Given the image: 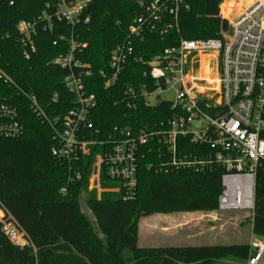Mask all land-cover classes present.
<instances>
[{
    "label": "trees",
    "instance_id": "16d2710c",
    "mask_svg": "<svg viewBox=\"0 0 264 264\" xmlns=\"http://www.w3.org/2000/svg\"><path fill=\"white\" fill-rule=\"evenodd\" d=\"M221 2L191 0L189 10L179 16L180 32L172 30L160 35L146 30L143 38L134 42L135 53L142 60L132 61L115 84L105 88L106 80L100 71L109 74L110 54L125 39L130 23L140 11L132 0H92L86 10L89 22L75 28L63 22H53L52 28L38 24L36 51L29 59L24 56L17 24L20 20L38 19L45 0H15L13 5L0 0V68L15 83L0 80V97L17 104L25 129L18 138L0 140V202L31 241L30 245L17 246L0 227V264H214L229 256L244 261L248 258V242L138 246L139 221L144 216L218 210L221 166L201 173L162 172L155 168L159 162L157 150L144 152L139 159L136 196L126 200L122 191H103L98 195L96 189H89L95 156L100 152L93 145L75 166L80 178L62 195L60 189L69 174L68 166L52 156V129L42 123L21 93L33 94L42 106L57 93L58 102L47 108L51 116L63 115L74 105V95L63 83L69 71L53 62L58 55L69 52V38L74 34L86 44L75 57L92 70L86 84L88 92L97 98L92 119L99 138H107L115 127L128 126L136 131L160 127L174 113L170 103L146 106L140 98L129 109L122 104L124 90L128 85L139 90L143 83L153 90L155 84L144 75L149 70L147 62L164 48L176 45L180 37L219 38L221 26L227 27V20L219 15ZM260 136L264 138V130ZM186 150L198 153L202 148L188 144ZM119 185L102 170V188ZM251 229L255 235L264 236V162L257 167Z\"/></svg>",
    "mask_w": 264,
    "mask_h": 264
},
{
    "label": "built area",
    "instance_id": "2783aa9c",
    "mask_svg": "<svg viewBox=\"0 0 264 264\" xmlns=\"http://www.w3.org/2000/svg\"><path fill=\"white\" fill-rule=\"evenodd\" d=\"M4 1L9 5L15 2ZM190 1L132 0L140 11L130 23L125 39L110 54L109 74L100 71V76L106 80L105 88L115 84L132 61L142 60L135 53L134 42L143 38L146 30L160 35L172 30L180 32L179 16L189 10ZM91 2L45 0L38 19L20 20L17 31L25 58L29 59L36 51L34 37L38 24L43 23L44 28H52L53 22H63L72 28L86 24L90 20L86 10ZM228 15L233 16L227 20L226 28L221 26L219 38L180 37L176 45L164 48L147 62L149 70L144 75L155 84L153 90H149L148 83H143L139 90L132 85L124 90L122 104L129 109L135 107L140 98L146 106H155L158 103L151 104L149 96L157 91H172L174 99L166 101L174 111L172 117L155 128L136 131L128 126L115 127L105 139H100L99 130L93 129L92 114L97 98L88 92L86 84L92 70L89 64L75 57L86 44L71 35L69 52L58 55L53 62L69 71L63 83L74 95V105L63 115L51 116L47 108L58 102L57 93L42 106L36 96L21 92L42 123L52 129V156L68 166L69 174L60 189L62 195H66L71 184L81 176L76 164L90 152L91 146L97 145L100 152L95 156L89 189H96L98 195L103 191H122L124 199H134L139 159L144 152L156 149L159 162L155 168L162 172L193 170L201 173L215 165L221 166L218 210H243L253 214L257 167L264 162V138L260 136L264 130V0H254L240 10L232 8ZM196 52L217 54L215 87L210 88L205 78L189 80L188 62ZM0 80L15 85L2 68ZM24 131L17 104L0 97V140L18 138ZM188 144L202 150L189 152ZM102 170L120 185L102 188ZM0 227L13 244L30 245L25 231L1 202ZM245 264H264V236L253 233Z\"/></svg>",
    "mask_w": 264,
    "mask_h": 264
},
{
    "label": "rangeland",
    "instance_id": "374dc122",
    "mask_svg": "<svg viewBox=\"0 0 264 264\" xmlns=\"http://www.w3.org/2000/svg\"><path fill=\"white\" fill-rule=\"evenodd\" d=\"M224 0H222L223 2ZM221 2V3H222ZM227 2L228 4L232 3ZM219 15L226 20L232 16L221 13L219 4ZM209 62L211 67L210 76L217 73V54L215 52H196L192 55L188 62V73L194 76L204 78L202 66ZM206 85V83H204ZM207 87L209 85H206ZM211 88V87H210ZM174 94L172 91H157L155 94L148 97L151 104H156L161 101L173 100ZM84 212L94 222V218L90 211L83 206ZM253 214L248 211L227 210V211H211V212H174L170 214L153 213L149 216H144L139 221L138 227V246L140 247H161L171 245H211V244H231L237 242H250L253 231L251 229V219ZM181 217L183 221L190 220V234H195V237L188 238L183 231H175L177 233H164L159 228L162 226V220L169 218ZM152 223V224H151ZM180 234H179V233ZM231 257V256H229ZM229 257H224L214 264H230ZM228 258V259H227ZM236 264H242L243 260L232 258Z\"/></svg>",
    "mask_w": 264,
    "mask_h": 264
},
{
    "label": "bare ground",
    "instance_id": "6f19581e",
    "mask_svg": "<svg viewBox=\"0 0 264 264\" xmlns=\"http://www.w3.org/2000/svg\"><path fill=\"white\" fill-rule=\"evenodd\" d=\"M231 1L233 2L230 4L227 3ZM253 1L254 0H224L222 3H220L221 13L223 16L227 17L226 14L227 13L229 14V11L232 8H236L240 10L244 5L247 6L251 4ZM202 70H203V74H205V77H204L205 80L208 82V84L212 86L211 88H213V86L217 83V73L215 72L214 76H210L211 67L209 66V62L204 63V65L202 66ZM198 78H203V77L202 75L194 76L189 73V80H196Z\"/></svg>",
    "mask_w": 264,
    "mask_h": 264
},
{
    "label": "crops",
    "instance_id": "0c3cea01",
    "mask_svg": "<svg viewBox=\"0 0 264 264\" xmlns=\"http://www.w3.org/2000/svg\"><path fill=\"white\" fill-rule=\"evenodd\" d=\"M161 223H163V224H162V226L159 229L161 231H163L164 233H172V232L177 233L175 231H183V233L188 238L195 237V234H190L189 233V231L191 230L192 226L190 224V220H187V217H186L185 221H183L181 217H176L174 219L173 218L172 219L169 218V220H162ZM232 258H236V257H232L231 256V257H229V259H231V260H228V261L230 262V264H236L234 261H232ZM242 264H245L244 260H243Z\"/></svg>",
    "mask_w": 264,
    "mask_h": 264
}]
</instances>
